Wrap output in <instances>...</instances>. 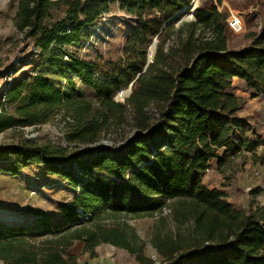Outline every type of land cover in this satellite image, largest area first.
Listing matches in <instances>:
<instances>
[{"label":"trees","instance_id":"trees-1","mask_svg":"<svg viewBox=\"0 0 264 264\" xmlns=\"http://www.w3.org/2000/svg\"><path fill=\"white\" fill-rule=\"evenodd\" d=\"M114 1L135 24L122 59L101 66L66 51ZM193 1L19 0L14 26L41 56L43 71L4 89L0 133L60 118L67 146L31 139L0 146V162L12 159L0 163V173L42 166L74 196L60 205L58 220L37 221L38 235L0 226V263L77 264L67 252L81 242L93 259L109 245L140 264H264V208L255 200L238 208L204 185L211 162L220 169L263 145L239 117L232 85L237 78L264 98V0L261 30L241 50L229 49L228 14L212 0L180 23ZM156 38L153 63L139 76ZM50 69L67 92L47 77ZM73 79L94 98L77 94ZM136 79L132 94L117 102ZM103 139L113 144L93 147ZM145 218L154 219L149 244L157 262L130 225Z\"/></svg>","mask_w":264,"mask_h":264},{"label":"rangeland","instance_id":"rangeland-1","mask_svg":"<svg viewBox=\"0 0 264 264\" xmlns=\"http://www.w3.org/2000/svg\"><path fill=\"white\" fill-rule=\"evenodd\" d=\"M204 1L207 0H195L196 8ZM218 1L212 0L219 12L228 14L229 49L245 48L249 45L247 35L261 30L258 0ZM18 3L19 0H0V111L4 103L3 91L7 86L33 78L43 71L41 56L36 55L32 45L22 41V34L14 26ZM192 11H187L180 23L194 20ZM233 18L240 20L239 29L230 27L229 21ZM134 28L132 18L121 11L119 3L114 1L108 14L84 29L80 43L66 47L65 50L81 60L101 66L115 63L124 56L128 35ZM45 74L63 92L68 91L66 80L54 75L51 69ZM72 83L73 89L81 97L94 98L92 92L83 87L79 80L73 79ZM130 91L132 93L133 87L123 91L127 94L122 99L117 94L115 100L124 102L131 95ZM232 92L241 101L239 117L252 124L263 145L255 154L245 153L220 169L217 161L211 162L204 185L211 190L221 191L238 208H247L253 200L264 208V98L257 97L243 82L236 79L233 81ZM6 111L12 113L14 108L7 106ZM25 139L36 140L39 144L67 146L60 118L53 123L0 133V146L18 144ZM112 144L111 140L103 139L93 147L100 149ZM6 159V162L0 163L9 165L12 159ZM256 190L257 195L253 194ZM73 196L74 191L68 183L48 174L42 166L30 164L18 176L0 173V226H23L31 235H38L40 230L37 221L45 217L58 220L60 205L69 202ZM153 221L145 218L131 221L130 225L136 228L137 234L146 242V255L157 262L156 252L149 244ZM67 253L77 260V264H140L134 255L109 245L100 246L97 249L98 257L94 259L84 254L81 242H76Z\"/></svg>","mask_w":264,"mask_h":264},{"label":"water","instance_id":"water-1","mask_svg":"<svg viewBox=\"0 0 264 264\" xmlns=\"http://www.w3.org/2000/svg\"><path fill=\"white\" fill-rule=\"evenodd\" d=\"M192 11V13H194V11L197 9L196 6H195V0L193 1L192 5L190 6V8ZM157 45H158V39L156 38L152 44V46L149 48V51H148V61H147V64L144 68V70L142 71V73L139 75L141 76L143 73H145L146 69L148 68V66L153 63V60H154V57H155V54H156V51H157ZM138 76V77H139ZM138 79V78H137ZM137 79L135 80V82L137 81ZM135 82H133L131 84L130 87H133ZM129 94H132L131 91L129 92ZM117 101V100H116ZM118 102V101H117Z\"/></svg>","mask_w":264,"mask_h":264},{"label":"built area","instance_id":"built-area-1","mask_svg":"<svg viewBox=\"0 0 264 264\" xmlns=\"http://www.w3.org/2000/svg\"><path fill=\"white\" fill-rule=\"evenodd\" d=\"M229 25H230V27L232 28V29H239L240 28V20L239 19H237V18H233V19H231L230 21H229ZM211 167V166H210ZM210 169H208L207 170V173H208V171H209Z\"/></svg>","mask_w":264,"mask_h":264},{"label":"crops","instance_id":"crops-1","mask_svg":"<svg viewBox=\"0 0 264 264\" xmlns=\"http://www.w3.org/2000/svg\"><path fill=\"white\" fill-rule=\"evenodd\" d=\"M235 79H236V80H239V79H237V78H235ZM235 79H234V80H235ZM239 81H240V80H239ZM254 129H255V128H254ZM255 130H256V129H255ZM1 264H3V263H1Z\"/></svg>","mask_w":264,"mask_h":264}]
</instances>
